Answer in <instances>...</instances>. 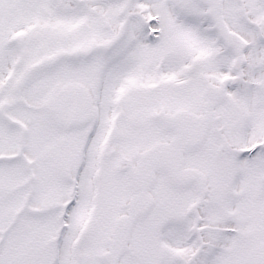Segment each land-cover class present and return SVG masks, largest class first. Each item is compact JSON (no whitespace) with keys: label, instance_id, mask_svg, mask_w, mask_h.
<instances>
[{"label":"snow or ice","instance_id":"6c2138e0","mask_svg":"<svg viewBox=\"0 0 264 264\" xmlns=\"http://www.w3.org/2000/svg\"><path fill=\"white\" fill-rule=\"evenodd\" d=\"M0 264H264V0H0Z\"/></svg>","mask_w":264,"mask_h":264}]
</instances>
